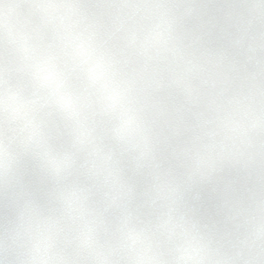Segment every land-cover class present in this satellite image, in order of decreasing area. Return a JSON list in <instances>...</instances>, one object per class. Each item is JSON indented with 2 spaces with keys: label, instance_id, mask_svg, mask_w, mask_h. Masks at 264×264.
<instances>
[{
  "label": "snow or ice",
  "instance_id": "1",
  "mask_svg": "<svg viewBox=\"0 0 264 264\" xmlns=\"http://www.w3.org/2000/svg\"><path fill=\"white\" fill-rule=\"evenodd\" d=\"M0 264H264V0H0Z\"/></svg>",
  "mask_w": 264,
  "mask_h": 264
}]
</instances>
